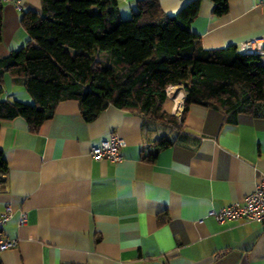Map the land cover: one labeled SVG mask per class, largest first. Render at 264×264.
<instances>
[{
    "label": "crops",
    "instance_id": "crops-1",
    "mask_svg": "<svg viewBox=\"0 0 264 264\" xmlns=\"http://www.w3.org/2000/svg\"><path fill=\"white\" fill-rule=\"evenodd\" d=\"M136 1L118 0V7L132 11ZM158 1L172 14L189 0ZM262 1L229 0L215 16L213 2L201 0L190 28L206 49L264 38ZM28 10L41 13V0L3 1L0 57L28 39L20 23ZM0 92V99L32 101L8 76ZM181 92L179 113L171 108L178 119ZM142 122L113 105L86 121L77 101L64 100L35 132L19 116L1 124L0 212L12 208L4 233L18 240L1 264H264V222L207 215L241 202L264 176V110L228 121L219 109L190 104L181 138L152 161L145 156L163 133ZM111 132L125 141L122 159L93 158L91 146ZM21 211L27 221L19 226Z\"/></svg>",
    "mask_w": 264,
    "mask_h": 264
},
{
    "label": "trees",
    "instance_id": "trees-1",
    "mask_svg": "<svg viewBox=\"0 0 264 264\" xmlns=\"http://www.w3.org/2000/svg\"><path fill=\"white\" fill-rule=\"evenodd\" d=\"M200 1L169 14L158 0H137L127 19L118 0H41V13L22 11L28 39L0 57V84L5 76L20 81L32 101L0 99V126L19 116L35 132L64 100L77 101L86 121L113 105L140 114L148 132H164L145 156L152 161L181 138L179 123L190 104L219 109L228 121L262 116L264 53L203 48L190 28ZM211 1L213 15L228 11L229 0ZM2 10L0 0V42ZM169 85L185 90L179 119L166 108ZM6 169L0 150V179Z\"/></svg>",
    "mask_w": 264,
    "mask_h": 264
},
{
    "label": "built area",
    "instance_id": "built-area-1",
    "mask_svg": "<svg viewBox=\"0 0 264 264\" xmlns=\"http://www.w3.org/2000/svg\"><path fill=\"white\" fill-rule=\"evenodd\" d=\"M6 1V0H2ZM20 7L18 1H15ZM264 5V0L262 1ZM239 51L245 54L264 53V38L249 39L239 45ZM176 113V110L174 111ZM125 146V141L117 133L111 132L109 137L101 141L98 145L91 146L90 155L95 159H108L113 162L122 159L121 148ZM13 214L12 208L7 205L0 212V264L1 254L17 245V238L9 237L4 233V226ZM218 222L225 220H241L243 222H264V176L256 184L254 190L248 193L241 202H233L225 207L211 209L207 212ZM27 217L21 211L18 216V225L25 224Z\"/></svg>",
    "mask_w": 264,
    "mask_h": 264
},
{
    "label": "rangeland",
    "instance_id": "rangeland-1",
    "mask_svg": "<svg viewBox=\"0 0 264 264\" xmlns=\"http://www.w3.org/2000/svg\"><path fill=\"white\" fill-rule=\"evenodd\" d=\"M124 8H125L127 11H129L128 5H127V7H123V8L120 6L119 11H120V16H121V18H122V19L130 18V17H131V11H129V12L127 13V15H126V14L123 13ZM134 9H135V7H134ZM97 58L100 59V60L103 59V57H102L101 55L98 56ZM178 90H179V95H180V94H182L181 90L183 91L184 88H183L182 86H180V87H178ZM180 92H181V93H180ZM167 96H168V102H167L166 108H167V110H169V114H173V111H172L171 108H172V106L174 105V104H173L174 101H173L172 97H170V96L168 95V93H167ZM180 97H181V96H180ZM174 111H175V110H174ZM157 133L162 134V133H164V132L161 131V129H160V127H159V130H158Z\"/></svg>",
    "mask_w": 264,
    "mask_h": 264
},
{
    "label": "bare ground",
    "instance_id": "bare-ground-1",
    "mask_svg": "<svg viewBox=\"0 0 264 264\" xmlns=\"http://www.w3.org/2000/svg\"><path fill=\"white\" fill-rule=\"evenodd\" d=\"M166 90H167L168 95L170 97H172V99L174 101L173 104H175L176 112L179 113V111L181 109V97L179 96L178 87L175 85H169Z\"/></svg>",
    "mask_w": 264,
    "mask_h": 264
}]
</instances>
